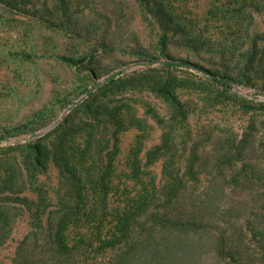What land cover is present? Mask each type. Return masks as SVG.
<instances>
[{
    "label": "rangeland",
    "instance_id": "obj_1",
    "mask_svg": "<svg viewBox=\"0 0 264 264\" xmlns=\"http://www.w3.org/2000/svg\"><path fill=\"white\" fill-rule=\"evenodd\" d=\"M89 169L102 221L65 229L81 246L107 245L129 191L172 183L181 222L127 264H264V0H0V264L44 245L64 171Z\"/></svg>",
    "mask_w": 264,
    "mask_h": 264
},
{
    "label": "trees",
    "instance_id": "obj_2",
    "mask_svg": "<svg viewBox=\"0 0 264 264\" xmlns=\"http://www.w3.org/2000/svg\"><path fill=\"white\" fill-rule=\"evenodd\" d=\"M62 60L76 65L83 63L85 58L75 60L63 57ZM163 63L199 70L211 77L218 86L224 89L231 88L229 79L223 76H215L198 64L182 59ZM161 89L165 91L164 88ZM130 172L136 179L147 173L139 168L132 169ZM63 178L68 190H66L63 203H61L62 216L51 217L48 220V224L54 228V231L51 232L50 229L46 234H43L44 245L17 246L10 264H127L126 258L137 252L138 246L140 248L145 246L152 232L158 233L163 229H172L181 222L178 219L180 214L174 212V207L170 208V206L184 203V186L172 183L158 185L155 182L141 184L135 192L129 191L126 204L123 203V206H118L115 209L110 220L111 236L104 241L109 246L96 248H94L95 246H81V241L85 239V235L78 233L76 235L78 238L74 241L75 239H71L70 233H66L65 229L69 226H85L102 221L92 215V211L86 212L83 207L92 202L89 200L91 194H96L102 189L105 170L89 169L85 172L69 170L64 171ZM179 200L183 202H179ZM93 204L94 202H92ZM58 213L57 215H60L61 212ZM140 236L142 237L140 238ZM72 241L74 244H70ZM108 249L110 251L106 252ZM154 251H158V248H154ZM98 252L112 255L106 261H101L94 255ZM151 263L153 262L151 261Z\"/></svg>",
    "mask_w": 264,
    "mask_h": 264
},
{
    "label": "water",
    "instance_id": "obj_3",
    "mask_svg": "<svg viewBox=\"0 0 264 264\" xmlns=\"http://www.w3.org/2000/svg\"><path fill=\"white\" fill-rule=\"evenodd\" d=\"M171 61H173V60H171ZM59 121V119L57 120V122ZM57 122H55V123H53V124H51V125H49V126H47V127H45V128H43L38 134H36V135H34V136H32V137H30V139H34V138H36V137H39L41 134H45V133H47L49 130H51L53 127H55L56 125H57Z\"/></svg>",
    "mask_w": 264,
    "mask_h": 264
}]
</instances>
